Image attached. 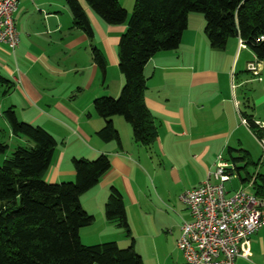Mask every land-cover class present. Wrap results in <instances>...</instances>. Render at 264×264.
Instances as JSON below:
<instances>
[{"label":"crops","instance_id":"1","mask_svg":"<svg viewBox=\"0 0 264 264\" xmlns=\"http://www.w3.org/2000/svg\"><path fill=\"white\" fill-rule=\"evenodd\" d=\"M66 1L18 0L14 21L19 46L12 52L0 44V79L4 82H0V143H9L5 154H0V166L16 148L28 145L25 137L11 132L4 117L12 109L19 122L42 128L57 143L43 177L46 182H73L74 159L108 157L110 170L80 198L82 208L95 218L91 226L80 230L82 243L129 245V239L104 217L111 187L122 194L127 217L141 211L145 218L158 216L159 224L170 219L168 224L179 238L182 222L190 220L179 195L206 180L217 156L230 162L229 155H244L246 160L236 166L252 164L245 141L252 132L241 119L244 113L259 129L264 125L262 114L256 112L264 107V60L249 49H239L237 37L229 38L223 49L211 48L202 15L190 13L179 48L158 52L143 69V102L156 130L154 143L149 148L135 143L131 126L118 116L111 120L119 141L104 142L97 133L105 121L95 114L93 103L120 94L124 79L118 68V43L126 24L107 25L85 0H78L92 28L89 39L75 27ZM117 1L130 15L135 0ZM92 48L103 56L105 72L93 62ZM255 61L260 64L261 81L246 77L252 76L247 64ZM249 81L258 82L255 99L246 93ZM240 170L236 177L239 189L255 194L246 182L249 175L242 177ZM153 225L143 221L141 237H152ZM136 245L134 240L135 251ZM250 248L249 260L237 258L234 264H264V226L251 236Z\"/></svg>","mask_w":264,"mask_h":264},{"label":"trees","instance_id":"2","mask_svg":"<svg viewBox=\"0 0 264 264\" xmlns=\"http://www.w3.org/2000/svg\"><path fill=\"white\" fill-rule=\"evenodd\" d=\"M85 2L107 25L126 24L118 43V68L124 79L120 94L93 103L95 114L105 121L97 133L104 142L119 141L111 120L118 116L131 126L135 143L147 148L154 143L156 130L143 102V69L158 52L179 48L190 13L203 16L211 48L223 49L229 38L237 37L258 60H264V0H135L130 15L117 0ZM66 4L75 27L92 39V28L78 0ZM92 59L105 72V61L96 48H92ZM242 116L253 136L264 140V129L251 116ZM4 117L11 132L25 137L28 145L16 148L0 166V264H144L135 251L123 196L114 187L109 189L104 217L124 230L130 245L123 249L115 242L85 246L81 241L80 230L91 226L95 218L82 208L80 198L110 170L108 157L74 159L73 182L48 183L43 177L56 141L42 128L19 122L12 109ZM7 148L0 143V154ZM229 160L238 173L241 168L236 164L246 157L229 155ZM251 179L255 195L264 199V176H252L246 182Z\"/></svg>","mask_w":264,"mask_h":264},{"label":"built area","instance_id":"3","mask_svg":"<svg viewBox=\"0 0 264 264\" xmlns=\"http://www.w3.org/2000/svg\"><path fill=\"white\" fill-rule=\"evenodd\" d=\"M17 5L18 0H0V44L12 52L20 43L14 21ZM238 46L247 49L241 39ZM247 71L261 81L258 61L247 64ZM241 123L247 125L244 119ZM214 166L204 182L179 195L190 215V220L182 222L176 242L186 264H234L237 258L249 260L250 238L264 226V199L242 189L228 192L225 184L237 177L234 165L218 155ZM252 183L253 179L248 181L249 186Z\"/></svg>","mask_w":264,"mask_h":264},{"label":"rangeland","instance_id":"4","mask_svg":"<svg viewBox=\"0 0 264 264\" xmlns=\"http://www.w3.org/2000/svg\"><path fill=\"white\" fill-rule=\"evenodd\" d=\"M195 15H200V14H195ZM238 75L239 73H237V75L234 74L233 77H236ZM246 77H248V79H253L252 81H254L253 76L250 75L248 76V74H246ZM252 81H249L245 90L248 97L255 99L254 97L255 95L253 94L254 91L257 90L256 85L258 84V82L257 81L252 82ZM257 93L258 92H256L255 94ZM256 112H258V114H262L261 118L264 119V107H262L261 109H257ZM245 141L247 142V146L250 149L249 154L252 164H249L247 166L244 164L239 165V168H241L240 170L241 176L242 177H245V175H249V177L254 175L264 176V140H262V142L260 143L250 133L246 135ZM6 144L8 145L9 143ZM240 187H241V183L237 178L232 180L230 183L225 184V188L229 192H233L236 189H239ZM180 207L182 206L180 205ZM172 215L173 212L170 211L169 218H171ZM157 217L158 216H155V218L154 217L145 218L144 214L141 211L140 212L134 211V215L132 217L131 215H128L127 221L131 233V238L137 240V245H136L137 254L141 257L144 264H186L182 258V254L175 247V241L178 238V234H176L174 228L169 226L168 222L170 221V219L169 220L166 219V222H161V224H159V220L156 219ZM143 221H150L152 222V224H154L153 225L154 227H152L153 230H150L152 237L151 236L141 237L142 230L140 231V224H142ZM118 229H119L118 230L119 233L122 236L129 239V245H130L131 239L125 236L126 234L123 229L121 228ZM92 242H94V240L90 241V243ZM129 245L125 247L119 245V248L123 249L128 247ZM85 246H91V245H85Z\"/></svg>","mask_w":264,"mask_h":264}]
</instances>
